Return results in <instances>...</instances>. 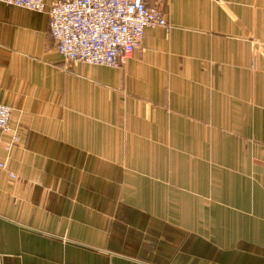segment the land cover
I'll return each instance as SVG.
<instances>
[{
  "label": "crops",
  "instance_id": "obj_1",
  "mask_svg": "<svg viewBox=\"0 0 264 264\" xmlns=\"http://www.w3.org/2000/svg\"><path fill=\"white\" fill-rule=\"evenodd\" d=\"M158 7L108 67L0 3V264H264V0Z\"/></svg>",
  "mask_w": 264,
  "mask_h": 264
},
{
  "label": "built area",
  "instance_id": "obj_2",
  "mask_svg": "<svg viewBox=\"0 0 264 264\" xmlns=\"http://www.w3.org/2000/svg\"><path fill=\"white\" fill-rule=\"evenodd\" d=\"M161 0H0L5 5L46 11L55 50L65 62L119 67L140 47L146 27L168 23ZM10 108L0 103V134L7 130ZM0 160V169L6 168ZM11 176L15 174L10 173Z\"/></svg>",
  "mask_w": 264,
  "mask_h": 264
}]
</instances>
